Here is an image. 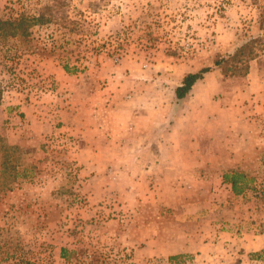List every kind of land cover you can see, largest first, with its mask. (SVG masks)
Masks as SVG:
<instances>
[{
  "label": "rangeland",
  "instance_id": "rangeland-1",
  "mask_svg": "<svg viewBox=\"0 0 264 264\" xmlns=\"http://www.w3.org/2000/svg\"><path fill=\"white\" fill-rule=\"evenodd\" d=\"M263 13L264 0H0L3 20L23 19L29 28L27 34L0 31V103L41 104V116L44 106L61 107L67 100H176L174 88L186 73L212 66L218 73L206 79L211 100L239 102L227 118L213 121L212 130L223 132L229 125L261 137L247 143L252 152L246 163L252 167L225 172L245 175L247 186L240 194L227 192L225 184L210 190L182 185L173 192L175 186L156 188L151 182L138 190L146 196L136 197L128 173L146 174L139 167H85L81 161L93 157L80 155L83 137L69 129L76 124L55 120L52 131L33 116L8 119L5 128L19 130L0 135V264H264V250L257 256L250 252V263L221 236L239 228L264 233ZM255 37L260 40L252 44L255 55L247 60L246 74L224 75L214 65ZM240 110L250 111L238 128L231 122ZM169 124L165 120L163 129ZM122 134L112 138L116 146L125 143ZM85 142L102 150L101 162L121 158L104 152L108 141L102 135ZM97 173L112 174L111 182L99 181ZM208 193L210 217H204L205 210L190 213L200 203L181 205L172 197L202 201ZM145 222H164L168 240L175 233L176 238L192 236L193 251L168 260L143 259L140 226ZM147 235L156 237L151 231ZM204 236L211 238L208 248L199 241ZM221 240L230 247L221 246Z\"/></svg>",
  "mask_w": 264,
  "mask_h": 264
},
{
  "label": "crops",
  "instance_id": "crops-1",
  "mask_svg": "<svg viewBox=\"0 0 264 264\" xmlns=\"http://www.w3.org/2000/svg\"><path fill=\"white\" fill-rule=\"evenodd\" d=\"M217 73L216 69L207 72L193 85L187 96L180 100V104L174 103V105H172L173 100H124L122 102L119 100H67L61 107L44 106L47 110L40 116L42 113L39 110L42 107L41 104L0 103V135L8 136L11 130H19L17 129L19 127L5 128L8 119L18 121L21 117L30 119L33 116L37 122L44 123L47 130L51 129L52 131L55 120L67 122L68 125L74 123L76 126L69 129H75L74 131L83 137L82 142H84L80 155L88 153V158L91 155L93 157L91 161H81L85 167L93 170L111 168L117 171L121 168L132 170L139 167L142 173L146 174V176L134 178L128 173L127 184L134 186L131 189H135L136 197L138 194L145 197L146 194L138 193V190L151 182L156 188L158 184L162 183L175 186L171 188L173 192L180 191L182 185H184L183 188L186 185L194 187L204 185L208 186L210 190L213 185L225 184L229 186V190L227 189L229 192L232 187L231 183L224 178L225 172L252 167L253 164L246 163V155L251 151L247 143L249 138L257 140L261 137L259 132L248 134V131H236V128L234 130L233 126L229 125L223 132L212 130L213 121H222L227 112L235 108V102L239 104L237 100H211V88L206 89V79ZM259 101L263 105L264 100ZM229 102L232 103L229 104ZM175 105H177L176 108H174ZM171 106H173V112L168 113L169 108L171 111ZM248 112L245 111V114H242V110H240L239 117H231L233 120L231 123H235L238 128L241 127L245 121L249 120ZM167 116L170 124L164 130L163 123L167 120ZM115 122H119L117 126ZM121 133L126 139L125 143H119L120 146H116L118 143L112 138L121 136ZM99 135L106 137L108 141V147L104 149V152L107 154L119 153L121 154L120 159L108 157L107 162L100 161L98 156L102 150L92 148V143L85 142L92 141ZM112 174L114 175V172ZM112 174H104L103 177L98 174L100 176L97 178L99 181L108 178L107 180L111 182ZM116 175L115 173L114 176ZM192 189L194 190V188ZM211 195L208 193V197L203 198L202 201H196L192 196L191 199L190 195L187 197L175 194L172 197L181 202L178 203L181 205L189 201L200 203L199 208L190 210V213L205 210L202 212L204 217H210L213 212ZM180 213L181 209L175 210L174 219ZM174 219L173 222H175ZM238 221L236 219V222ZM240 223H242L241 220ZM163 225L148 224V222L141 224L140 232H142V241L145 243L141 248L143 259L162 256L168 260L173 255L183 253V256H186V253L193 251L195 240L192 236L183 235L182 238H176L174 232V239L168 240L165 238L166 228H162ZM239 230V232L236 230L230 231V233L222 231L221 236L224 239H230L231 245L235 246L239 257H247V261L253 263L249 253L254 252L257 256L264 250V233L254 230L249 232L245 229L241 230V228ZM150 231L156 233V237L150 238L147 235ZM208 235H210V230ZM199 241L205 243V246L207 242V248L209 244L211 246V238L207 239L204 236ZM213 244L216 243L212 242ZM220 245L229 248L230 242L221 240ZM63 247L66 246L60 247L59 256L61 259L66 258L64 251L66 252L67 249Z\"/></svg>",
  "mask_w": 264,
  "mask_h": 264
},
{
  "label": "trees",
  "instance_id": "trees-1",
  "mask_svg": "<svg viewBox=\"0 0 264 264\" xmlns=\"http://www.w3.org/2000/svg\"><path fill=\"white\" fill-rule=\"evenodd\" d=\"M19 22H11L3 20L0 16V31H6L10 28L13 34L22 33L27 34L29 31L28 25L23 19ZM260 26H264V13L260 17ZM260 40L259 37L251 38L249 41L238 46L234 52L227 57H220L214 61V65L221 68L224 75H240L248 72L247 60L251 59L255 55V49L253 45L256 41ZM242 65L243 67H240ZM212 70V66H204L197 71L186 73L179 85L174 88V94L176 100H173L175 104H180V100H183L192 89L193 85L202 79L204 75ZM225 180L231 183L232 190L240 194L247 186V180L245 175L239 171H232L230 174H225ZM64 252V256H65Z\"/></svg>",
  "mask_w": 264,
  "mask_h": 264
}]
</instances>
